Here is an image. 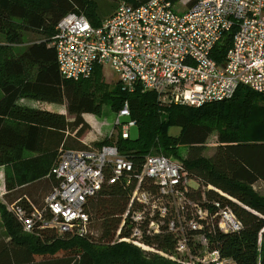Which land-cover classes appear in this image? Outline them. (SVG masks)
I'll return each instance as SVG.
<instances>
[{"label":"trees","instance_id":"trees-1","mask_svg":"<svg viewBox=\"0 0 264 264\" xmlns=\"http://www.w3.org/2000/svg\"><path fill=\"white\" fill-rule=\"evenodd\" d=\"M116 1L0 0V35L6 39L0 44V168L4 170L0 264H177L154 253L155 260L151 252L116 241L133 178L150 154L173 156L189 179L199 184L197 191L188 192V201L212 213H216L214 204H219L241 225L238 232L223 233L216 222L204 223L202 231L191 234H204L208 250L216 251L223 264H264V193L255 190V185L264 184V97L239 86L230 99L191 107L168 98L163 101L138 87L123 90L119 82L109 87L98 65L87 78L74 81L60 76L50 45L57 24L66 15L76 14L97 28L114 13L119 4L110 13L109 4ZM122 1L138 7L149 0ZM166 1L176 5L182 0ZM106 2L107 10L101 4ZM18 29L41 39L15 52L12 47L21 42ZM233 33L225 34L214 48L212 59L217 64L222 63ZM20 100L63 106L65 114L22 105ZM125 104L137 138L112 135L100 146H115L131 163V182L122 176L109 183L111 173L105 172L101 188L85 203L88 225L83 236H58L38 224L33 232H22L8 207L17 205L26 213L41 211L45 197L58 184L50 171L60 151L76 150L75 146L87 149L80 142L90 131L83 115L100 116L105 106L116 113ZM171 127L180 130L177 136L169 134ZM213 133L217 144L205 157ZM27 154L31 156L25 158ZM127 235L123 228L120 238ZM143 242L164 254L173 253L176 245L175 237L164 229Z\"/></svg>","mask_w":264,"mask_h":264},{"label":"built area","instance_id":"built-area-1","mask_svg":"<svg viewBox=\"0 0 264 264\" xmlns=\"http://www.w3.org/2000/svg\"><path fill=\"white\" fill-rule=\"evenodd\" d=\"M166 0H149L131 7L120 3L114 13L93 28L84 16L68 14L57 24L51 46L59 74L66 80L87 78L94 65L110 67L123 90L151 91L175 103L199 107L230 99L239 86L264 97V0H198L178 13ZM232 41L221 64L212 52L223 36ZM114 126L123 140L135 127L125 104L115 113ZM126 118V123H120ZM61 150L50 171L58 182L45 197L44 208L26 213L8 207L22 232L54 230L58 236H83L88 217L84 206L111 173L109 183L122 176L130 181L131 163L113 145ZM134 179L116 241L153 252L177 264H223L208 238L199 233L210 223L223 233L240 230L227 209L214 204L216 213L188 201L189 177L177 161L147 155ZM213 210V209H212ZM189 215V217H187ZM127 236L120 238L122 229ZM176 240L171 254L145 245L144 237L162 230Z\"/></svg>","mask_w":264,"mask_h":264},{"label":"rangeland","instance_id":"rangeland-1","mask_svg":"<svg viewBox=\"0 0 264 264\" xmlns=\"http://www.w3.org/2000/svg\"><path fill=\"white\" fill-rule=\"evenodd\" d=\"M195 2H196V0H182L175 5L174 9L176 12L182 13V12L186 11V9L192 3H195ZM120 3H124V2L122 0H117L114 4H111V5L109 4V6H110L109 13L113 10L114 7H116ZM101 4H102V7H107L106 6L107 2L101 3ZM107 9H108V7L105 8V10H107ZM103 15L104 14H101V17H103ZM18 34H20V36H21V39H20L21 42H20V44L12 47L13 51H15V52L22 51L31 43L37 42L41 39V37L35 33L21 32L19 29H18ZM5 42H6L5 37L0 35V44L1 43L4 44ZM101 74H102V77L104 78L106 84L109 85V87H114L116 85V83L118 82L117 74L114 71H112V69L110 67H103L101 70ZM0 96H1V92H0ZM104 96H102L100 99H102L105 102L106 100L103 99ZM19 103L22 105H27L30 107H37V108L44 106V105H42L44 103L29 101V100H20ZM61 110H62V108H61ZM94 118L98 121V124L101 125L102 128H101V133H98L97 131L94 132V135H97V137H96L94 142L89 144L90 147L99 148L100 143L105 142L104 140L106 138L111 137L112 135L114 138H117V135H119V128H116L114 126V122H115L114 120L116 118L114 112L110 111V109L108 107H103L102 114L100 116H94ZM127 121L128 120L126 118L120 119V123H126ZM179 131L180 130L177 127H171L168 132L172 136H177ZM92 133H93V131H92ZM129 135H130V140H132V141L135 140L137 138V127H133V126L130 127L129 128ZM216 144H217V135H216V133H213L209 137V139L207 140L206 147H205V150L203 152V156H205V157L210 156L213 153ZM76 147L77 146H75L74 149H76V150L79 149L78 147L77 148ZM179 152L182 155L185 154L184 148H181V151H179ZM150 155H154V154H150ZM29 156H31V155L27 154V155H25V158H27ZM171 158H173V156H171ZM173 160H174V158H173ZM53 165H55V163ZM3 176L4 175H0V198H1V191H2L1 182L3 180ZM188 187L194 191H197L200 188L199 184L195 180H189ZM259 189H261V190H259ZM255 190L258 192L264 193V184L255 185ZM151 253H152L151 258H154L156 260V258H158L157 257L158 255H155L153 252H151Z\"/></svg>","mask_w":264,"mask_h":264},{"label":"crops","instance_id":"crops-1","mask_svg":"<svg viewBox=\"0 0 264 264\" xmlns=\"http://www.w3.org/2000/svg\"><path fill=\"white\" fill-rule=\"evenodd\" d=\"M44 106H41L40 109H45V110H48V111H52V112H57V113H61V114H65V108L63 106H57V105H53V104H42ZM106 107V106H105ZM37 108V107H36ZM62 108V110H61ZM103 111V110H102ZM83 119L84 121L89 125L90 127V131L89 133H87L86 135H84L82 137V139L80 140V142L83 144V145H89L90 143L94 142L97 135H94V132H98V133H101V128L102 126L98 124V121L94 118L93 115H89V114H86V115H83ZM116 120V118H115ZM114 120V121H115ZM115 123V122H114ZM93 131V133H92ZM2 170V171H1ZM0 175H4V170L3 168H0ZM1 185H2V191H1V195L4 193V187H3V180L1 182ZM1 200V198H0ZM1 230V229H0Z\"/></svg>","mask_w":264,"mask_h":264}]
</instances>
